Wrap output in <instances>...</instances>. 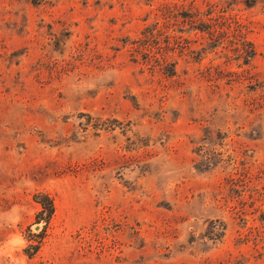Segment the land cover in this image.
I'll list each match as a JSON object with an SVG mask.
<instances>
[{
    "label": "rangeland",
    "instance_id": "374dc122",
    "mask_svg": "<svg viewBox=\"0 0 264 264\" xmlns=\"http://www.w3.org/2000/svg\"><path fill=\"white\" fill-rule=\"evenodd\" d=\"M0 264H264V0H0Z\"/></svg>",
    "mask_w": 264,
    "mask_h": 264
},
{
    "label": "trees",
    "instance_id": "16d2710c",
    "mask_svg": "<svg viewBox=\"0 0 264 264\" xmlns=\"http://www.w3.org/2000/svg\"><path fill=\"white\" fill-rule=\"evenodd\" d=\"M43 198H47V197H43ZM49 204H51V203H49ZM49 204H48V206H49ZM42 205H43V201H42ZM44 206H47V205L44 204Z\"/></svg>",
    "mask_w": 264,
    "mask_h": 264
}]
</instances>
